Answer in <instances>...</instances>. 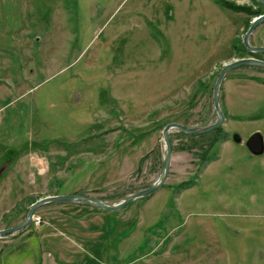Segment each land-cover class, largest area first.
<instances>
[{
  "label": "rangeland",
  "instance_id": "rangeland-1",
  "mask_svg": "<svg viewBox=\"0 0 264 264\" xmlns=\"http://www.w3.org/2000/svg\"><path fill=\"white\" fill-rule=\"evenodd\" d=\"M249 21L216 0H0V231L47 197L116 205L158 182L164 128L214 124L223 67L264 60L241 54ZM219 102L213 160L199 156L211 141L173 129L158 191L118 211L44 205L0 236V264H168L171 232L200 245L186 264H264V154L245 146L264 137V68L228 72Z\"/></svg>",
  "mask_w": 264,
  "mask_h": 264
},
{
  "label": "water",
  "instance_id": "water-1",
  "mask_svg": "<svg viewBox=\"0 0 264 264\" xmlns=\"http://www.w3.org/2000/svg\"><path fill=\"white\" fill-rule=\"evenodd\" d=\"M257 2L264 5V0H257ZM262 23H264V14L256 17L252 21V24L250 28L248 29V31L246 32L244 39H243L244 46L247 48V50H249L253 54H264V47H254L250 44L251 35L256 31V29ZM243 66H254V67L264 68V60L257 59V58H242L239 60H235L232 63L225 65L223 67V69L221 70L218 76V79L216 81V84L213 90L214 107H215V111L218 117L217 121L214 124L206 126L204 128H196V127H187V126L180 125L177 123H171V124H168L164 128L163 135H164V140L166 143L167 152H166V156L163 162L162 176L160 177L158 182H156L155 184H152L149 188L126 198L125 200H123L122 202L116 205H108L97 198L86 197L83 195H76V194L44 198L40 201L35 202L31 206V208L29 209L27 218L22 223L12 228L1 230L0 236L14 234V233L20 232L24 230L25 228H27L32 223L36 211L42 206L47 205V204L62 203V202H69V203H76V204L82 203L85 205L98 207V208H101L107 211H118V210L125 208L126 206H128L129 204H131L132 202H134L135 200L139 198L147 197V196L154 194L166 182L169 172H170V162H171V157L173 153V144H172V140L170 137L171 130L177 129L188 135H201V134H207V133H210L217 129L222 128L226 123V116L223 110L221 109L220 102H219L220 87L222 85V82L225 76L228 74V72H230L231 70L235 68H239ZM235 140L238 143H242V138L239 135H235ZM245 146L251 152V154L255 156L262 155L264 154V137L259 132L254 133L252 136H250L246 140Z\"/></svg>",
  "mask_w": 264,
  "mask_h": 264
},
{
  "label": "trees",
  "instance_id": "trees-1",
  "mask_svg": "<svg viewBox=\"0 0 264 264\" xmlns=\"http://www.w3.org/2000/svg\"><path fill=\"white\" fill-rule=\"evenodd\" d=\"M216 2L222 6L223 8L232 11L234 13H243L249 17H251V21H249L248 26H247V30L250 28L251 23L253 21L254 18L263 15L264 14V5L257 2V0H253V5L249 6V5H238L235 2L232 1H228V0H216ZM243 50L242 53L243 55H250V56H254L256 57L258 54H253L250 51L247 50V48L242 45ZM261 68V67H258ZM226 132L224 131L223 128L217 129L213 132L207 133V134H201V135H191L190 137L195 138V139H208L209 142L207 144V148L205 149V147H200V150L202 151L200 154L199 153H195V155L197 156L199 154L200 159H205L204 161H211L213 160L216 155H210L211 153H213L214 150V146L217 143H220L224 140H226ZM204 146V145H201Z\"/></svg>",
  "mask_w": 264,
  "mask_h": 264
},
{
  "label": "crops",
  "instance_id": "crops-1",
  "mask_svg": "<svg viewBox=\"0 0 264 264\" xmlns=\"http://www.w3.org/2000/svg\"><path fill=\"white\" fill-rule=\"evenodd\" d=\"M228 1H232V0H228ZM232 2H235V1H232ZM236 4H238V3H236ZM246 5H248V4H246ZM219 161H220V158L217 161H215V163H217ZM213 214H214V216L218 215V213H215V212ZM257 220H264V215L261 216L260 218H257ZM225 221H227V220H225ZM227 225L228 226H236V225L231 224L230 222H228ZM261 225H262V229H263L264 223L262 222ZM169 237H170V239H169ZM174 238H176L175 243H174ZM253 239H255V237ZM254 245H255V242H254ZM162 248H163L162 258L166 259L168 264L173 263L175 260H176V264H186L187 261H190L189 259H190L191 255L194 257V254L200 248V245L199 244H197V246H195V244L189 245L185 232L183 233L182 236L179 233H177V235L174 236L173 233L171 232V233H168L166 235V238H163ZM175 249H176V252L174 254Z\"/></svg>",
  "mask_w": 264,
  "mask_h": 264
}]
</instances>
